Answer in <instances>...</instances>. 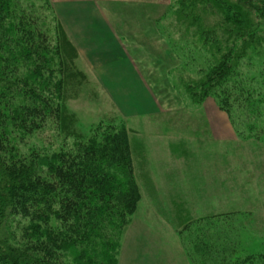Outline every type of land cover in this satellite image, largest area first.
<instances>
[{
	"label": "trees",
	"instance_id": "trees-1",
	"mask_svg": "<svg viewBox=\"0 0 264 264\" xmlns=\"http://www.w3.org/2000/svg\"><path fill=\"white\" fill-rule=\"evenodd\" d=\"M173 6L170 15L198 55V63L187 62L198 67V80L185 83L189 97L200 106L212 99L232 120L233 90L242 96L239 85L256 78L249 69L264 63V0H173ZM25 10L20 0H0V264H117L140 199L128 131L120 119L102 120L83 137L69 117L64 122L67 82L79 91L86 80L56 16L47 29L35 9ZM254 98L249 89L242 109L258 112ZM51 125L74 138L69 148L21 152ZM245 217L191 220L182 231L196 236L203 264H264V241H242L236 229Z\"/></svg>",
	"mask_w": 264,
	"mask_h": 264
},
{
	"label": "crops",
	"instance_id": "crops-1",
	"mask_svg": "<svg viewBox=\"0 0 264 264\" xmlns=\"http://www.w3.org/2000/svg\"><path fill=\"white\" fill-rule=\"evenodd\" d=\"M154 2L165 0H51V5L91 90L105 93L130 129L129 142L139 160L146 196L155 198L159 187L171 184L159 186L157 179L176 177L174 197L178 200H171L175 229L219 214L251 212L254 219L260 218L255 215L260 212L258 194L248 192L242 176L244 171L248 174L251 158L245 155L251 151L236 140L232 124L216 103L204 102L195 109L201 112L194 118H161L172 97L182 102L178 111L187 107L178 94H171L175 91L168 75L180 62L175 64L172 49L155 31ZM174 123L182 125V137L162 128ZM154 124L161 128L154 130ZM170 149L177 155L181 152L182 163L169 162L179 160Z\"/></svg>",
	"mask_w": 264,
	"mask_h": 264
},
{
	"label": "rangeland",
	"instance_id": "rangeland-1",
	"mask_svg": "<svg viewBox=\"0 0 264 264\" xmlns=\"http://www.w3.org/2000/svg\"><path fill=\"white\" fill-rule=\"evenodd\" d=\"M154 4L153 14L158 21L155 31L172 49V54L178 59V61L175 59V64H179L178 62H180V66L172 70L168 75L170 85L175 91L171 92V94H178L180 99L184 102L185 107H187L182 112L178 111L182 106V102L178 103V101L172 97L167 104L165 103V112L161 118L164 119L169 117L180 119L190 117V115L194 118V116L198 115V112H201L195 110L200 105H197L191 100L185 89V83L198 80L196 74L198 67L193 70V67L191 68L190 64H187V62L191 61V57L195 59V61L193 60L195 63H198V55H192L190 47H188L190 35L183 37V28L180 27L178 23H176L174 17L170 15L172 8H175V6H173V0H165L164 3L160 2V4L154 2ZM25 9H35L36 11H34V13L36 17L39 21H43L47 29H49L51 25V20L56 16L51 5V0H20V11ZM65 54L67 59L70 60V57L72 58L70 51ZM182 57L185 58L183 59ZM73 65L76 70L84 73L83 68L80 67L76 59L73 61ZM257 65L261 71H259V69H249V77L256 76L253 83L247 84L246 81V83L239 85V88H243L244 94L240 96V92L237 89L236 91L233 90L231 94L232 99H235V103L232 104L231 108V118L233 122L228 118L234 128L236 140L242 143L244 149L251 151V153L247 152V156L245 155L247 159L251 158L248 174L245 175L246 172L244 171V175L242 176H244L243 180L246 182L245 184L246 188H248V192H253V195L256 196L258 194L256 199L258 205H260V212L255 214L259 215L260 218L254 219V213L251 212H241V214L246 215V217L240 219V221L236 223V225H238L236 229L239 230L242 241L253 239V243L256 245L260 243V240L264 241V84L261 83L262 79H264V63L262 65ZM246 71L247 70L244 68L243 74ZM84 78L86 82L82 90L76 91L73 89L81 86L76 84L74 80L72 81V78L65 86L66 90L64 91L65 100L63 106L66 111L65 116H67L64 118V122H66V118L69 117L68 120H70V125L73 124L72 126L75 128L72 131L83 137H88L91 128L102 120H105V123L112 124L116 123L117 119H120L124 123L122 117H119L118 113L114 110L111 101H108L105 93L91 90L93 86L88 84V79L85 75ZM78 79H75V81H77V83H82V79ZM249 89L252 90L255 97L254 101L260 98V103L258 104L260 109L258 108V112H246L241 107L240 101H242V97L247 96ZM113 119L116 120L112 122ZM124 125L128 131L132 173L140 192V199L136 205L135 211L131 215L129 224L122 234L117 264H203L204 261L200 260L201 252L199 250L202 249V246H195L196 236L192 235V230L183 233L182 227L176 229L174 227L176 212L175 207H172L171 200H178L177 197H174V191H177V189H175L177 182V179H175L176 177L171 176L166 178L164 176L161 179H157V184L159 186H161V182L171 184L159 187L155 198L151 197L149 194L146 196L138 172L139 160L136 157V153L134 152L133 154L129 142L130 129L125 123ZM149 126H151V124H149ZM49 127L50 128L46 129L44 132L34 134L28 138L26 144L21 146V152L26 154L29 153V151L51 153L60 150L61 147L69 148V146L72 145L74 138L65 135V133L58 134V130L52 125ZM153 127L154 130L155 128L160 129L161 125L155 126L154 124ZM162 128H170L168 130L169 133H173L177 135V137H182V125L177 123L172 125L165 124L162 125ZM151 130L150 128L149 131ZM139 131L143 132L145 129H140ZM175 142L179 143V140ZM173 145L179 148L182 147V144H172V146ZM172 151L173 150L170 149L169 152L174 154L175 157L177 152ZM169 152L167 151V160L170 157ZM141 154L142 153H140V155ZM160 154L165 158L166 154H164V152ZM177 157L179 160H174V158L170 157L171 160L169 159V162L172 165L178 164L179 162L182 163L181 152ZM238 160L239 158H236V161ZM168 174L172 175L173 172ZM236 182L239 186L241 185V179L238 180L237 178ZM152 198H154V202ZM232 214L236 213H230V215ZM220 215L223 214L196 218L194 220L207 219ZM229 223L233 226L235 225L232 221ZM223 226L222 224L216 225V227ZM223 229L225 231L227 230L226 227ZM211 243H213V241H211ZM216 251L215 248L214 253H216ZM67 258L68 260L70 259L71 262L72 258H69V256Z\"/></svg>",
	"mask_w": 264,
	"mask_h": 264
}]
</instances>
